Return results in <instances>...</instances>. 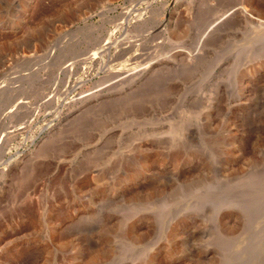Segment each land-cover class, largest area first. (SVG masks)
Listing matches in <instances>:
<instances>
[{"label": "rangeland", "instance_id": "1", "mask_svg": "<svg viewBox=\"0 0 264 264\" xmlns=\"http://www.w3.org/2000/svg\"><path fill=\"white\" fill-rule=\"evenodd\" d=\"M0 264H264V0H0Z\"/></svg>", "mask_w": 264, "mask_h": 264}, {"label": "bare ground", "instance_id": "2", "mask_svg": "<svg viewBox=\"0 0 264 264\" xmlns=\"http://www.w3.org/2000/svg\"><path fill=\"white\" fill-rule=\"evenodd\" d=\"M127 10V7L124 9V11L123 12H121V13H124L125 11ZM239 15H240V17H243V19L245 18V20L247 19V18H249L250 17V15L247 13V10L245 9V8H243L241 11H239V13H238ZM237 14V15H238ZM96 15L98 16V17H104V16H106V11H104V9H100L99 11H97L96 12ZM239 15H238V17H239ZM251 18V17H250ZM252 19V18H251ZM250 20V19H249ZM120 40H117L116 42H114L112 45H111V47L112 48H116V50H118V48H117V46H118V44L120 43L119 42ZM119 42V43H118ZM118 43V44H117ZM121 44V43H120ZM121 45H123V44H121ZM148 70H150L149 68L147 69V68H145V67H143V68H139V70H137V71H134L133 72V69L132 70H129V72L127 71V72H125V73H123L124 74V77L122 78V79H120V80H117L111 87H114V86H118V85H120V86H124L125 87V85H128L129 83H132L133 81H134V79H135V77H137V76H140V75H144ZM133 72V73H132ZM122 74V75H123ZM146 76V75H145ZM141 77V76H140ZM139 77V78H140ZM144 78V77H143ZM136 80H137V78H136ZM122 84V85H121ZM111 87L110 88H108V90H110L111 89ZM128 87V86H127ZM122 88V87H121ZM105 92V91H104ZM106 93V92H105ZM105 93H89V94H86V95H84L82 98H81V104L83 105V107L85 108V110L87 111L88 109H92L93 110V108H97V107H99L100 105V103H101V101L99 102L98 100L102 97V96H106L105 95ZM110 95V94H109ZM114 98H115V96H114ZM111 101V100H110ZM97 110V109H96ZM115 129H118V128H115ZM115 129H111V130H109V132L107 133V134H105V138L106 137H113V136H115L114 135V132H116L115 131ZM119 130V129H118ZM109 137H108V139H109ZM100 140V139H99ZM98 140V141H99ZM98 141H96L93 145H91L89 148H86L85 150H86V152L87 151H95V150H98V148L100 147H98ZM102 142V141H101ZM102 149V148H101Z\"/></svg>", "mask_w": 264, "mask_h": 264}]
</instances>
